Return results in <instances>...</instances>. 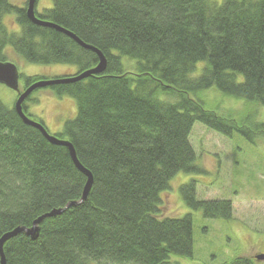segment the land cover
Listing matches in <instances>:
<instances>
[{"label":"trees","instance_id":"obj_1","mask_svg":"<svg viewBox=\"0 0 264 264\" xmlns=\"http://www.w3.org/2000/svg\"><path fill=\"white\" fill-rule=\"evenodd\" d=\"M53 1L51 9H36L37 17L108 59L102 75L48 87L77 103L76 117L57 137L73 144L94 183L87 200L67 207L82 199L87 177L67 148L50 144L0 99V241L64 210L43 219L37 240L24 232L12 237L4 247L7 264H177L173 256L193 258V215L168 216L165 207L172 179L201 171L191 142L194 125L254 141L264 138V122L227 120L190 94L215 88L264 107V0ZM27 8L28 0L25 8L0 0V62L14 53L30 64L75 66L79 74L98 65L96 53L31 22ZM13 13L20 32L4 23ZM124 58L136 62L137 72L125 70ZM20 78L22 91L41 80ZM181 193L187 207L206 218L233 219V201L198 200L195 181ZM257 261L237 257L225 264Z\"/></svg>","mask_w":264,"mask_h":264},{"label":"rangeland","instance_id":"obj_2","mask_svg":"<svg viewBox=\"0 0 264 264\" xmlns=\"http://www.w3.org/2000/svg\"><path fill=\"white\" fill-rule=\"evenodd\" d=\"M12 5L25 8L27 0H10ZM222 4L223 0H215ZM53 0H39L37 11L42 13L54 6ZM4 23L9 32H20L16 14L6 15ZM8 61L14 63L23 76L53 80L78 75L77 67L71 65H35L27 63L14 53ZM124 68L130 73L137 72L136 62L123 59ZM201 67V66H200ZM38 81V82H39ZM24 80L20 86L24 88ZM20 88V89H22ZM190 97L204 104L208 111L244 124L264 122V107L256 106L243 99L228 96L213 88L208 91L191 93ZM17 93L0 85V99L9 108L16 103ZM34 101H27V116L43 123L48 132L57 136L63 132L67 121L77 115V103L70 97H58L51 88L41 89L32 94ZM164 100L165 98L162 97ZM195 148L196 165L199 174H179L170 183L171 190L166 197V215L182 217L192 214L194 219V257L173 256L177 264H225L237 257L255 258L264 255V138L248 141L239 133L232 137L210 130L196 122L191 132ZM196 182L198 200L233 201V219H210L203 211L187 207L181 193L183 185ZM167 194V193H166ZM166 194H162L161 198ZM163 199V198H162ZM256 264H264V260Z\"/></svg>","mask_w":264,"mask_h":264},{"label":"water","instance_id":"obj_3","mask_svg":"<svg viewBox=\"0 0 264 264\" xmlns=\"http://www.w3.org/2000/svg\"><path fill=\"white\" fill-rule=\"evenodd\" d=\"M39 0H28V8H27V16L31 22H33L35 25H39L42 27H47V28H52L55 29L63 34H66V36L72 38L76 44L80 45L81 47L91 50L92 52L96 53L100 57V63L97 67L88 70L82 74H78L75 77L71 78H61V79H53V80H42L39 82L34 83L30 87H27L25 91H22L20 88V73L19 69L17 66L12 63V62H0V85H4L7 88L15 91L18 94V98L16 99V103L14 106L15 111L17 112L18 116L21 118V120L28 126H31L41 132V134L46 138L50 143L58 146H63L68 148L70 153L71 160L77 167V169L82 172L86 177H87V182L86 186L84 188L83 196L82 199L79 202H73L69 204L67 207L70 205H77L83 203L85 200H87L90 190L92 189L93 183H94V178L92 173L89 170H86L84 166L80 163L78 160L76 150L74 149V146L72 143L61 140L58 137L51 135L45 125H43L40 122H36L34 120H31L27 114L25 113L24 109V103L26 102L27 98L31 97V95L38 89H45L48 87H53L58 85H64V84H71V83H76L79 81H82L84 79H87L93 75H97L99 73H103L106 70L107 67V60L104 57L100 51L90 45H87L84 43L82 40H80L75 34H72V32L57 26L56 24H53L51 22H47L44 20H41L38 18L35 14L36 11V6ZM64 212V210H58V211H53L52 213H49L48 215H44L43 217L39 218L36 220L33 224V227L30 229L26 228H19L16 229L15 231H12L5 236H2L3 238L0 241V256H1V261L0 264H7V259L5 258V253H4V245L12 239V237H16L20 233L23 234L25 232L27 236H30L33 240H37L39 237V232H40V227L39 224L43 221L44 218L46 217H53L57 216ZM257 260L261 261L264 260V255H258L256 257Z\"/></svg>","mask_w":264,"mask_h":264},{"label":"bare ground","instance_id":"obj_4","mask_svg":"<svg viewBox=\"0 0 264 264\" xmlns=\"http://www.w3.org/2000/svg\"><path fill=\"white\" fill-rule=\"evenodd\" d=\"M38 12V11H37ZM39 13V12H38ZM35 14H36V16H37V13H36V11H35ZM88 45V44H87ZM88 50V49H87ZM100 53H101V51H100ZM103 54V53H102ZM104 55V54H103ZM98 56V55H97ZM104 57L106 58V60H107V67H108V59H107V57L104 55ZM125 59V58H124ZM98 65H99V63H100V57L98 56ZM97 65V66H98ZM96 66V67H97ZM107 67H106V70L103 72V73H105L106 71H107ZM128 73H130L129 71H127ZM19 73H20V71H19ZM103 73H99V74H97V75H102ZM130 74H134V73H130ZM75 76H77V74L76 75H70V76H65V77H60L59 79H61V78H71V77H75ZM20 77H21V74H20ZM21 79V78H20ZM17 96H18V94H17ZM17 99V98H16ZM43 124V123H42ZM44 125V124H43ZM52 135V134H51ZM55 136V135H54ZM57 137V136H56ZM46 139V138H45ZM60 139V138H59ZM47 140V139H46ZM61 140H65V141H68V142H70L69 140H66V139H61ZM48 141V140H47ZM49 142V141H48ZM50 143V142H49ZM71 143V142H70ZM50 144H52V143H50ZM52 145H54V144H52ZM73 145V144H72ZM56 146H58V145H56ZM61 147H63V146H61ZM66 148V147H65ZM68 149V148H67ZM69 151V150H68ZM22 228V227H21ZM17 229H19V228H17ZM15 231V230H14ZM25 233V232H24ZM21 234V233H20ZM26 234V233H25ZM4 247H5V245H4ZM3 247V248H4ZM4 253H5V250H4ZM6 256V255H5ZM0 259H1V256H0ZM7 259V258H6Z\"/></svg>","mask_w":264,"mask_h":264}]
</instances>
